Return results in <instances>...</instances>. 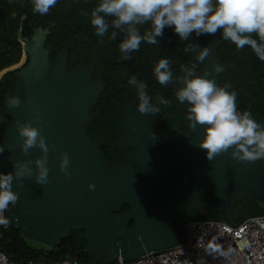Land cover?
Here are the masks:
<instances>
[{
    "label": "water",
    "instance_id": "obj_1",
    "mask_svg": "<svg viewBox=\"0 0 264 264\" xmlns=\"http://www.w3.org/2000/svg\"><path fill=\"white\" fill-rule=\"evenodd\" d=\"M36 33L30 42L21 41L28 55L26 65L16 70L15 64L0 71V75L16 71V80L19 78L22 86V92L18 91L14 82L13 88L4 93L0 172L15 174L19 169L24 173L12 181V191L19 197L7 211L10 223L23 238L57 248L72 231H84V252L99 253L105 262L118 258L134 261L147 252L182 242V231L173 215L195 219L199 209H205L226 216L236 192L256 188L244 176L254 171L255 160L233 158L232 147L212 160L206 159L205 150L198 146L202 127L190 128L188 119L187 131L193 138L176 132L166 144L154 148L156 137L148 135L147 119L128 104L122 117L114 120L124 133L118 145L127 150L128 156L122 164L108 167L84 130L91 119L87 109L94 104L100 83H89L92 71L81 65L68 71L65 50L50 60L44 47L45 31ZM219 44L220 29L206 45L194 33L187 39L190 62L201 67L198 75L216 84L217 75L232 68L213 53ZM203 48L208 54L197 60ZM129 57L124 64L130 71L139 70L147 80L155 81L153 72L145 71L143 65L130 67ZM216 65L220 71L214 70ZM184 75L173 76L165 86L183 87ZM13 98L19 99L18 106L10 105ZM171 102L188 112V102ZM254 118L264 125V118ZM24 126L39 129L47 152L39 142L22 151L25 137L19 129ZM64 153L69 158L68 177L59 169ZM45 159L48 183L42 185L36 181V162ZM90 182L95 184L94 190L88 189ZM123 206L128 210L120 212Z\"/></svg>",
    "mask_w": 264,
    "mask_h": 264
},
{
    "label": "clouds",
    "instance_id": "obj_2",
    "mask_svg": "<svg viewBox=\"0 0 264 264\" xmlns=\"http://www.w3.org/2000/svg\"><path fill=\"white\" fill-rule=\"evenodd\" d=\"M56 3L57 0H33L32 8L43 15ZM82 14L90 16V23L98 36H104L110 27L117 31L123 29L124 38L119 42V51L125 56L139 49L141 41L157 45L158 37L164 35L165 28H171L181 40H187L190 33L199 37L214 34L220 29L222 39L234 43L237 49L248 45L256 57L264 61V0H98L90 14L87 11ZM106 17L113 19L109 22ZM146 22H150V27L141 34L137 26ZM207 54L208 49L203 48L196 59L203 60ZM180 68L185 73L183 87L175 91V97L180 102H188L190 128L195 129L197 125L202 127L203 136L198 146L205 150V158L212 160L230 147L233 148L232 157L237 160L264 158V125L258 123L249 110H238L236 91H228L231 84L225 83L221 87L205 75H196L198 69L194 65L188 67L181 64ZM214 70L220 71L221 68L216 65ZM152 72L156 82L161 85H166L173 77L167 58H160L152 65ZM128 84L136 86L139 113L160 111L157 105L151 103L143 82H138L132 76ZM157 100L159 105L168 104V100L159 94ZM19 104V99L10 100L11 106ZM19 133L25 137L22 151L27 152L39 142V146L47 152L46 141L39 129L24 126ZM2 152L0 148V154ZM36 163L39 166L37 183L47 184L49 168L46 167V159ZM68 165V154L64 153L59 169L66 177L70 176ZM23 175L19 169L15 174L0 172V224L8 223L4 212L19 197L12 191V181ZM87 187L94 190L96 186L90 182Z\"/></svg>",
    "mask_w": 264,
    "mask_h": 264
},
{
    "label": "trees",
    "instance_id": "obj_3",
    "mask_svg": "<svg viewBox=\"0 0 264 264\" xmlns=\"http://www.w3.org/2000/svg\"><path fill=\"white\" fill-rule=\"evenodd\" d=\"M32 3L33 0H0V71L18 62L21 52L20 41L24 36L45 31L44 47L48 50L50 60H54L59 52L65 50L68 71H73L80 65L94 67L95 73L103 71L106 74L105 80L111 84L113 68L118 71L117 66L105 53L100 52V49L106 45H98L97 42L115 39L114 29L110 27L104 36H98L90 23V16L82 14L85 11L90 14L98 0H57V3L43 15L33 11ZM106 19L110 22L113 17H106ZM137 27L143 34L150 27V22ZM251 35L258 39L255 33ZM209 37L210 34H204L197 38L201 43H206ZM185 43L186 40H181L171 28H165L164 35L158 37L157 45L141 41L139 53H142L143 57L152 59L154 64L160 58H167L172 72L183 71L180 68L181 64L192 66L189 63V53L185 50ZM181 49L183 50L179 51ZM215 55L224 64L232 66L230 70H222L218 74L217 85L223 87L225 83L231 84L228 91H236L238 110L247 109L254 117L258 115L264 118V61H260L248 45L237 49L234 43L222 39V31ZM14 78H16L15 72H9L0 81V110L3 106L4 93L11 90ZM97 109L96 105L90 110L94 125L99 120ZM4 116L9 118L8 115ZM183 124L186 130L185 122ZM90 128L94 130L93 132L96 131L95 128ZM2 143L0 139V145ZM108 159L110 164L119 160L112 157ZM261 164L264 174V160ZM232 208L227 218L217 219L205 216L198 219L221 220L235 226L246 217L264 215V210L258 208V205L247 197L243 201H237ZM126 210L128 208L123 206L122 212ZM174 219L183 234L184 224L189 218L175 215ZM85 237L84 231H72L57 248L46 246L33 248L17 229L11 227L7 231H2L0 228V251L18 264H23L27 260L32 261L33 264H50L70 259H76L80 264H105L100 262L104 258L99 253L84 252ZM107 264H117V261H109Z\"/></svg>",
    "mask_w": 264,
    "mask_h": 264
},
{
    "label": "flooded vegetation",
    "instance_id": "obj_4",
    "mask_svg": "<svg viewBox=\"0 0 264 264\" xmlns=\"http://www.w3.org/2000/svg\"><path fill=\"white\" fill-rule=\"evenodd\" d=\"M37 33H34L31 36H24L22 41H31L33 36ZM212 34H210L211 37ZM113 36L116 38L113 40H101L98 41V45H106L100 52L105 53L111 60L112 63L117 66V70L113 68V75H111V79L113 82L109 84L105 80V75L103 71L100 73H95L94 67H83L91 70L92 74L89 78V83H100V91L96 97L94 104H92L88 109L87 113L90 116V121L84 125V130L87 137L90 140V143L93 147H96L100 150L101 155L108 167H112L118 164H122L128 156V152L125 148H120L118 143L123 137V132L116 126L114 120L117 118H121L125 109V105L128 104L132 106L134 112L139 113L137 109L138 104V94L135 85H129L128 79L132 76H135L138 82H143L146 85L145 91L149 94L151 98V103L153 105H157L160 108L159 112L156 113H145L141 114L148 121V135L156 137V142L154 148H158L167 143V141L174 136L176 132H180L183 136L188 139L193 138V135L188 133L187 129V119L188 112L181 106H177L172 104L171 101L177 100L175 97V91L180 87H166L165 85H161L158 82L147 80L144 77V74L139 70L130 71L127 66L124 64L125 61L129 60L131 55L130 67L136 66H144L145 71L152 72V65L154 62L152 59L148 57H143L140 49L134 50L128 56L123 55L119 51V42L124 38L123 29L117 31L114 29ZM221 36V30H220ZM209 37V39H210ZM209 41V40H208ZM201 43L206 45L208 43ZM21 44V43H20ZM185 48L188 49L189 53V63L190 62V50L187 46V40L185 43ZM183 49L179 50L182 51ZM216 50V49H215ZM214 50V54H215ZM139 53V54H138ZM28 60L27 53H24L21 46V52L18 60V66L16 70L23 68ZM223 63V62H222ZM193 66V64L191 63ZM198 69V75L201 71V67L194 65ZM15 72L16 71H9ZM7 72V73H9ZM184 71H176L173 72V76L177 74H183ZM218 76V75H217ZM115 83V84H114ZM18 91L22 92L21 80L18 78L17 81ZM157 94L163 96L168 100V104L159 105L157 100ZM98 106L96 113L98 114L99 120L96 125L93 122V115L90 113V110L93 106ZM3 115V113H2ZM4 116V115H3ZM5 117V116H4ZM7 118V117H5ZM186 130L184 129V123ZM93 127L96 129L95 132H88L87 128ZM167 133V134H166ZM112 155V156H111ZM117 155V156H114ZM108 157L119 159L118 161H114L111 164L108 162ZM246 178L253 181L255 183L256 188L254 189L249 187L245 192L253 193L260 192L263 188H260L259 182L256 178L255 171L248 172L244 174ZM123 208V207H122ZM122 208L121 211L122 212ZM127 211V210H126ZM125 212V211H123ZM118 214H115L116 218Z\"/></svg>",
    "mask_w": 264,
    "mask_h": 264
},
{
    "label": "built area",
    "instance_id": "obj_5",
    "mask_svg": "<svg viewBox=\"0 0 264 264\" xmlns=\"http://www.w3.org/2000/svg\"><path fill=\"white\" fill-rule=\"evenodd\" d=\"M8 209L4 212L7 218ZM11 227L9 218L7 224H0L2 231ZM182 237L178 245L147 252L134 261L118 258L117 264H264V215L246 217L235 226L221 220L189 219ZM66 261L80 264L76 259ZM0 264L18 263L0 251ZM23 264L33 263L27 260Z\"/></svg>",
    "mask_w": 264,
    "mask_h": 264
},
{
    "label": "rangeland",
    "instance_id": "obj_6",
    "mask_svg": "<svg viewBox=\"0 0 264 264\" xmlns=\"http://www.w3.org/2000/svg\"><path fill=\"white\" fill-rule=\"evenodd\" d=\"M18 63V62H17ZM16 63V64H17ZM15 65V64H14ZM6 73L7 72H4V73H2L1 75H0V81H1V79L2 78H4L5 77V75H6ZM14 82L16 83L17 82V80H16V78H14L13 80H12V83H11V89L13 88V86H14ZM87 130H88V132H93L94 130H92L91 128H90V126L87 128ZM264 160V158H260V159H256L255 160V164L254 165H256V167H255V169H254V171H255V175H256V178H257V180H258V182H259V186H260V188H263V190L262 191H260V192H253V193H248V192H241V191H239V192H236L235 193V195L233 196V198H232V200H231V211L233 210V206H234V204L237 202V201H243V200H245L246 199V197L247 198H249L250 200H252V201H254L255 202V204L256 205H258V208H260V209H263L264 210V174H263V172H262V161ZM11 206H12V203L10 204ZM234 213V212H233ZM235 216H236V213L234 214ZM175 215H173V217H174ZM211 217V218H219V219H223V218H225L226 216H228V215H226V216H219V215H213V214H211L209 211H207V210H205V209H199V215L196 217V218H203V217ZM195 218V219H196ZM227 218V217H226ZM27 240V239H26ZM27 243L31 246V247H33V248H45V246H43V245H41V244H39V243H36V242H33V241H31V240H27ZM97 257V256H96ZM101 263H105V264H107V262H105V260H102V261H100Z\"/></svg>",
    "mask_w": 264,
    "mask_h": 264
}]
</instances>
